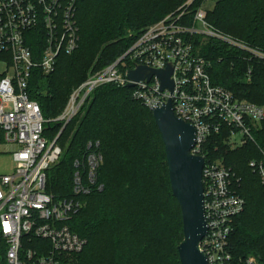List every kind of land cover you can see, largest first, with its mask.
<instances>
[{
  "label": "built area",
  "instance_id": "obj_1",
  "mask_svg": "<svg viewBox=\"0 0 264 264\" xmlns=\"http://www.w3.org/2000/svg\"><path fill=\"white\" fill-rule=\"evenodd\" d=\"M78 4L79 0H0V64L5 66L0 75V134L17 147L13 154L16 172L0 177V264H63L66 257L84 251L88 241L73 233L69 222L84 209L83 198L96 186L103 157L89 143L86 176L79 170L82 162H75L73 197L57 199L47 193L48 173L63 154L58 138L93 91L110 84L128 88L131 83L133 99L144 108L154 111V105H167L171 97L175 116L194 126L191 154L205 159L204 211L209 229L199 249L208 264H261L253 257L236 261L229 250L235 219L244 212L246 200L238 191L241 179L218 162V154L220 143L230 151L256 145L259 157L249 167L264 186V147L255 136L264 124V108L214 85L208 72L210 62L196 53L190 40L194 35L218 39L254 60L264 61V50L216 30L202 8L195 12L192 25H187L189 4L135 36L128 52L90 75L72 93L60 115L45 119L31 97V82L35 72L44 77L54 74L60 58L78 50ZM139 67L171 69L173 91L163 90L158 76L131 81L130 72ZM51 122L62 125L54 140L44 135Z\"/></svg>",
  "mask_w": 264,
  "mask_h": 264
},
{
  "label": "trees",
  "instance_id": "obj_2",
  "mask_svg": "<svg viewBox=\"0 0 264 264\" xmlns=\"http://www.w3.org/2000/svg\"><path fill=\"white\" fill-rule=\"evenodd\" d=\"M146 1L153 4L151 11L144 6ZM164 1L79 0L81 41L78 50L70 56H62L54 74L44 77L35 72L31 82V97L41 106L44 118L52 119L62 113L73 88L84 83L90 71H101L128 52L135 36L146 29L142 27L163 20L169 14L166 15L169 7ZM210 1L192 0L185 23L192 25L195 12ZM214 3L207 11L208 23L224 35L264 50V0H217ZM190 42L196 53L210 62L208 72L214 85L228 89L235 96L247 99L252 96V100L264 103V61L251 59L242 50L204 35H194ZM260 87L263 94L258 90ZM132 91L112 84L96 88L58 138L63 154L48 173L46 185V192L57 199L73 197L77 160L82 162L79 170L86 176V159L92 150L88 149L89 143L103 157L96 186L83 198L87 207L69 222L71 231L86 239L88 244L79 255L66 257L63 264L161 262L158 231L166 229L167 233L169 226L165 208H161L159 216L146 213V208L154 201L150 170L159 161L148 144L153 145L159 135L164 150L165 145L155 120L152 129L157 139H147L143 124L146 115L138 110H146L152 120L153 113L133 99ZM82 113L83 118L80 117ZM61 128L59 123H47L44 135L54 140ZM255 136L259 146L264 147V126ZM97 142L99 147H96ZM208 148L212 145H207ZM220 148L224 152V147ZM224 153L221 156H225V165L241 179L238 191L246 200L244 212L235 219L229 250L236 261L253 257L264 264V186L249 167V162L259 157L258 147L249 143L239 150ZM99 186H103L102 191L98 190ZM170 194L178 207L176 225L180 237L176 251L179 258L178 247L184 239L183 219L171 183ZM89 247L90 253L83 255ZM178 260L181 264L180 258Z\"/></svg>",
  "mask_w": 264,
  "mask_h": 264
},
{
  "label": "water",
  "instance_id": "obj_3",
  "mask_svg": "<svg viewBox=\"0 0 264 264\" xmlns=\"http://www.w3.org/2000/svg\"><path fill=\"white\" fill-rule=\"evenodd\" d=\"M171 75V69L157 71L139 67L130 72L129 79L139 82L158 76L162 80V89L169 88L172 92ZM132 87L134 83L128 86ZM153 108V117L165 145L172 193L182 212L184 239L178 247L180 262L208 264L205 254L199 249L209 229L204 211L205 159L191 154L196 138L194 126L175 116L171 97L167 105L163 103L162 107L154 105Z\"/></svg>",
  "mask_w": 264,
  "mask_h": 264
},
{
  "label": "rangeland",
  "instance_id": "obj_4",
  "mask_svg": "<svg viewBox=\"0 0 264 264\" xmlns=\"http://www.w3.org/2000/svg\"><path fill=\"white\" fill-rule=\"evenodd\" d=\"M155 2H157V0H155ZM160 4H163V2H158ZM164 3L166 4V6H168L169 8H167V13L166 15H171L176 13L178 10H180L181 8H186L188 7V5L192 4V0H165ZM214 2H207L202 9H204L205 11H209L213 8L214 6ZM144 6H146L148 9H150V11L152 10V6L153 4L151 2H145ZM200 6V3L197 5V7ZM151 12H149L147 14V16L150 15ZM167 15V16H168ZM153 24H147L145 27L142 28H148L150 26H152ZM141 28V29H142ZM130 35L133 34L132 32H130ZM129 35V36H130ZM257 61H262V60H257ZM5 71V66L3 64H0V75L3 74ZM67 71H64V74H67ZM95 72L90 71V73H88V78L90 75L94 74ZM13 74V73H11ZM79 76V75H78ZM79 85V84H78ZM77 86H75L72 90V93L77 89ZM253 89V88H252ZM256 89V88H255ZM258 90L262 91V88H258ZM71 93V95H72ZM253 93V91H252ZM263 94V91H262ZM237 96V95H236ZM71 97V96H70ZM238 98L242 96H237ZM243 99H247L245 97H242ZM247 100H252V96L250 98H248ZM246 100V101H247ZM91 101V100H90ZM252 102H254L255 104L262 106L264 108V103L262 101H254L252 100ZM68 104V103H67ZM138 112H141L142 115H146L145 119H144V127H145V133L147 136L148 140L153 139L154 137L157 139V135L153 136V123H154V119L152 120L150 115L147 113L146 110L143 109H139ZM84 113L81 114V118H83ZM263 126L264 124L260 127V129L258 130L261 131L263 130ZM160 140V142H159ZM220 146H223L224 148V152H222L223 150L221 149L218 159L219 163H225V156H221L222 153L227 154L228 152H232L230 151V148L228 147V145H225L224 143H221ZM148 147L150 149V151L153 149L154 150V156H156V158L158 157L159 161L158 164L156 165V167H154L153 169L150 170V174H151V179H152V188H153V203L150 204L147 208H146V213L148 215H152V216H159L161 213V208H165V217L168 220V230L166 233V229H160L158 232H160V249L162 250V255L161 256V262L160 264H179V258H178V254L176 251V245L177 242H179V232L177 233V225L176 222L178 221V212H177V205L174 204L172 202V198H171V194L170 193V183H169V176H168V166H167V162H166V154H165V150H164V146L163 143L160 139V136L158 135V139L153 143V145L148 144ZM17 147L13 144H9L6 141L3 140L2 135L0 134V177L2 176H10L13 175L16 172V164L14 159H13V154L16 151ZM236 151V150H235ZM114 174L117 175L116 172H114ZM156 198L159 199V201H156ZM172 199V200H171ZM85 201V200H84ZM84 208L87 207V202H84ZM151 221H155L153 218L149 217ZM90 253V247L88 249H86V251L83 253V255H86ZM134 264H138V262L136 261Z\"/></svg>",
  "mask_w": 264,
  "mask_h": 264
}]
</instances>
